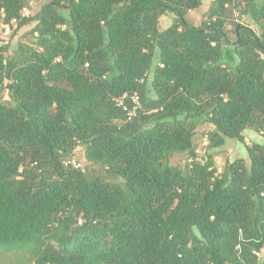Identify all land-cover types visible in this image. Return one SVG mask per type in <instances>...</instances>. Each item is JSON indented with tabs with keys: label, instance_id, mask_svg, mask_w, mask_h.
<instances>
[{
	"label": "trees",
	"instance_id": "trees-1",
	"mask_svg": "<svg viewBox=\"0 0 264 264\" xmlns=\"http://www.w3.org/2000/svg\"><path fill=\"white\" fill-rule=\"evenodd\" d=\"M204 1L47 0L23 16L29 0H0L6 26L36 23L15 54L0 39V258L264 264V0H213L194 26ZM237 8L259 33L237 23L232 41ZM134 93L130 118L116 99ZM203 123L211 148L263 141L219 173L197 152ZM79 146L89 172L70 162Z\"/></svg>",
	"mask_w": 264,
	"mask_h": 264
},
{
	"label": "rangeland",
	"instance_id": "rangeland-1",
	"mask_svg": "<svg viewBox=\"0 0 264 264\" xmlns=\"http://www.w3.org/2000/svg\"><path fill=\"white\" fill-rule=\"evenodd\" d=\"M30 5L28 8V13L26 16H33L40 11L42 6L47 3V0H29ZM213 0H205L203 5L200 9L196 11H191L188 14V20L194 26H201L204 21L207 20L208 11L212 5ZM244 8H237L233 10V12L229 16L230 23L228 25V29L230 31V38L232 41L236 40L235 34L232 32L234 30L235 24L240 23L246 26H251L252 29L259 33L258 28L252 21L250 10L249 14H244ZM174 21V16L169 15L168 18L162 19V26L164 28L170 26ZM36 23H32L31 25L22 27L21 29H16V24L8 27L3 23V20L0 18V39L5 42H9V49L8 55L15 54L20 45H33V38L31 36L32 30L35 27ZM7 28L10 30L7 31ZM16 31V33H14ZM9 32V33H8ZM37 36V34L35 35ZM214 130V126L203 123L196 129V136H195V143L198 149V152L201 155H205V153L211 154L215 167L218 172H222L225 165L228 162H233L235 160L243 159L247 163L248 161V153H247V146H251L254 142H262V137L260 134H257L251 130L247 131L245 134V142L242 143L237 140H227L224 145L211 148L209 146V134ZM207 140V141H206ZM70 162L74 165H81V168L85 169L89 172V166L85 160V150L82 146H79L75 149L74 154L70 158ZM198 161H201L200 159ZM189 162V156L187 154H179L175 155L170 163L173 166L184 168L186 164ZM203 162V161H202ZM90 170L98 171V167H90ZM259 259L261 263L264 262V249L259 253ZM15 261L14 255L4 254L0 258V264H10L11 262Z\"/></svg>",
	"mask_w": 264,
	"mask_h": 264
},
{
	"label": "built area",
	"instance_id": "built-area-1",
	"mask_svg": "<svg viewBox=\"0 0 264 264\" xmlns=\"http://www.w3.org/2000/svg\"><path fill=\"white\" fill-rule=\"evenodd\" d=\"M27 13H28V9H24L22 12L23 16H26ZM9 30L10 29L7 28V31H9ZM143 82H144V79L141 80V83H143ZM7 94H8V91L5 92V97H7ZM127 101H130V103L132 104V108L127 107V105H126ZM116 102H117L118 107H122L124 110H126L128 112V115L130 118L135 117L137 115L138 110L141 109L140 98H139V95L137 93H134L130 96H128L127 94H124L123 96L117 98ZM256 255L259 256V253H256Z\"/></svg>",
	"mask_w": 264,
	"mask_h": 264
},
{
	"label": "crops",
	"instance_id": "crops-1",
	"mask_svg": "<svg viewBox=\"0 0 264 264\" xmlns=\"http://www.w3.org/2000/svg\"><path fill=\"white\" fill-rule=\"evenodd\" d=\"M168 18V17H165V19ZM161 22H162V19H161Z\"/></svg>",
	"mask_w": 264,
	"mask_h": 264
}]
</instances>
